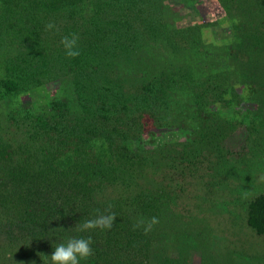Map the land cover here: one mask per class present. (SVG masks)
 Listing matches in <instances>:
<instances>
[{
    "label": "trees",
    "instance_id": "1",
    "mask_svg": "<svg viewBox=\"0 0 264 264\" xmlns=\"http://www.w3.org/2000/svg\"><path fill=\"white\" fill-rule=\"evenodd\" d=\"M241 2H222L241 8L232 27L239 65L227 57V70L195 76L172 56L187 55L199 35L168 24L178 17L169 0H0V264H52L69 236L91 237L80 264H183L178 234L210 243V224L179 211L187 186L229 182L232 163L250 182L264 160V142L230 156L222 129L232 128L220 125H264V0ZM73 36L80 54L71 57L62 41ZM147 40L160 58L158 45L169 51L159 80L124 77L141 71ZM251 101L257 113L242 110ZM154 123L180 130L145 146ZM244 198L248 226L264 235V189ZM104 215H114L111 228L80 230ZM216 250L203 264H242L243 250Z\"/></svg>",
    "mask_w": 264,
    "mask_h": 264
},
{
    "label": "rangeland",
    "instance_id": "2",
    "mask_svg": "<svg viewBox=\"0 0 264 264\" xmlns=\"http://www.w3.org/2000/svg\"><path fill=\"white\" fill-rule=\"evenodd\" d=\"M224 1L231 4V1L233 0H169L173 7L172 12L175 14L177 13L178 17L177 19H174V21L169 20L168 24L170 26L179 25L194 27L200 40L195 48H188L187 55H184L183 51H180V53L172 56V59L176 60L174 62L175 69L178 67H184L186 72L193 71L195 76L203 75L214 73L219 70H227V65H230L231 63L230 59L233 58L235 60L238 58L235 53H232L235 51V33L233 32L232 27L234 22L237 21L235 13L241 12V8L236 4L223 5L222 2ZM243 1L244 0H242V2ZM169 17L172 18L170 15ZM153 44L154 43L148 42L147 40L146 48L142 55L143 60L139 64L141 66V71L131 69L128 71L129 75L124 74V77L130 78L133 75H145L149 80H159V73L162 71L163 66L162 60L166 61L167 59H171L169 57V51L165 52L166 48L162 45H158L161 47V50L158 53L162 55L163 59L160 58L157 52L154 51ZM231 46L233 47L231 48ZM181 53L183 55H181ZM227 57H230V59H227ZM2 59L3 57L1 56L0 60ZM232 64L236 66L239 65L237 60L233 61ZM232 74L231 77L234 78L229 80V82L232 83L233 86L236 82V72ZM46 86L47 90L50 89L48 84H46ZM244 89L243 85H237L238 91H247ZM29 94H22L20 97L21 100L32 102L31 100L37 101L40 99L38 98V95H36L38 96L37 98H34L36 96ZM245 97L247 98V95ZM42 98H44V96H42ZM258 105L259 104L256 101H251L245 103L242 110L246 111L248 106H250V110L257 113ZM238 117L241 119L243 116L239 115ZM221 121L220 125L224 127L225 125H229L232 128L222 129V134L225 137V145L232 152H238L236 155L235 153L234 155L231 154L230 156L232 157H238L239 154L251 155L249 147L253 145L252 147L255 148L256 145L264 142V125H258V131L255 130V132H248L249 129L246 127V124L243 126L238 124V122H232L234 124H230L226 118H223ZM225 121L227 122L226 124ZM182 124L183 126L180 127L186 128L189 131L190 128L188 127L192 122L185 121ZM151 126V130L145 133L142 139V143L145 146H149L150 141L152 140L162 139L161 141H163L168 135H171L170 132L180 130L178 126L172 127L171 125H155L154 123ZM261 162L263 166L259 167L254 173H252L254 174V177L250 178V182H247L249 179L246 178V173L242 176L243 174L239 168L234 167V165L237 164L232 163L233 166H230V171L234 172V174L232 173L230 175L231 179L229 182L227 181L223 185L217 184L215 189H210V187L209 189L206 188L210 185H199L198 187L192 185L187 186L188 190L179 203V211L185 212L187 215H189L188 211H190L192 220L195 219L197 224H199L202 219H205L213 230V237L212 239H209V243L208 235L202 233L197 242V239L188 232H184L186 237L182 234H178L177 239L179 237L178 240H180L178 242V248L181 246L184 253H181L183 259L181 263L203 264L204 261L208 262L210 260V255L209 253L207 254L206 251L209 250V247L212 245L214 250L217 249L216 252L221 251L223 254L227 250L232 251L233 248H236V250H243V260L239 259L242 264H264V235L256 234L248 226L246 221V205H244L243 202L246 199L244 198L245 196L252 195L254 191L258 192L259 190L261 191L264 189V160ZM219 172L221 171L219 170ZM215 173L216 174L213 176L217 179L219 174L217 172ZM223 174L224 173L222 172L221 175ZM158 175L160 174L158 173ZM112 187H109L108 190ZM207 198H210V200L204 203ZM228 217H234V226L230 227V222L227 224ZM193 226L195 227V223ZM223 236L224 240L223 238H220ZM198 243L199 247H194L197 246ZM185 245L187 246L186 248H184ZM164 248L165 251H170L168 250L169 247L168 245L166 246V243ZM174 254L176 253L174 252ZM205 254L206 257L204 258Z\"/></svg>",
    "mask_w": 264,
    "mask_h": 264
},
{
    "label": "clouds",
    "instance_id": "3",
    "mask_svg": "<svg viewBox=\"0 0 264 264\" xmlns=\"http://www.w3.org/2000/svg\"><path fill=\"white\" fill-rule=\"evenodd\" d=\"M48 27L52 28L53 25L49 24ZM62 42L68 56L74 57L80 54L79 49L76 47L77 39L75 36L72 38L65 37ZM114 219V215L99 216L95 220L86 221L80 230L96 227L111 228ZM154 223H156V218L152 219L151 224ZM151 224H148L145 231L151 228ZM91 243V237L69 236L65 242L54 246V251L51 253L52 264H80L81 259L91 255Z\"/></svg>",
    "mask_w": 264,
    "mask_h": 264
}]
</instances>
